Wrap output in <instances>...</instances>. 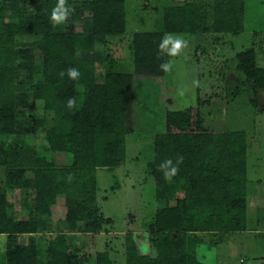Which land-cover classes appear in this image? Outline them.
Returning <instances> with one entry per match:
<instances>
[{
	"label": "trees",
	"instance_id": "obj_1",
	"mask_svg": "<svg viewBox=\"0 0 264 264\" xmlns=\"http://www.w3.org/2000/svg\"><path fill=\"white\" fill-rule=\"evenodd\" d=\"M56 3L0 0V235L5 236L1 264H84V255L67 246L66 235H93L111 223L97 204L95 171L110 170L124 161L125 136L133 133L134 76H163L160 65L169 56L158 46L165 34L239 35L245 6L244 0H211L208 16L195 0L164 7L159 30L130 36L131 73L107 65L98 80L93 61L82 55L92 52L100 39L124 35V0L82 2L75 15L87 11L89 17L80 33L52 27L49 17ZM18 37L34 38L29 46L40 55L36 97L52 120L40 146L24 139L35 129L16 109L15 84L27 67L29 52L17 46ZM234 61L253 93L264 90V68L256 66L253 47L235 53ZM73 67L80 72L77 80L67 76ZM73 97L76 107L69 109L67 101ZM163 122V131L151 142L154 196L158 201L177 191L182 196L173 205L158 207L147 224L153 256L140 255L132 235L125 234L123 263L205 264L196 252L203 243L198 235H213V244L246 231L247 138L242 131H210L193 106L166 109ZM57 154L68 155L69 164H57L53 158ZM179 157L183 161L178 172L165 179L159 166L169 159L176 165ZM15 190L22 195L19 215L27 214L26 219H16L10 211L7 192ZM59 200L63 230L45 240L40 259L36 235L47 229L46 219ZM19 236L26 237V244H16ZM92 264L111 262L106 252H96Z\"/></svg>",
	"mask_w": 264,
	"mask_h": 264
},
{
	"label": "rangeland",
	"instance_id": "obj_2",
	"mask_svg": "<svg viewBox=\"0 0 264 264\" xmlns=\"http://www.w3.org/2000/svg\"><path fill=\"white\" fill-rule=\"evenodd\" d=\"M84 1L67 0V4L79 11ZM195 1L204 7L208 16L211 0ZM181 2L182 0H124V35L100 39L92 52L82 55V58L93 61L96 78L101 79L107 65L114 71L131 73V34L159 30L162 9ZM244 4L242 32L239 35L172 34L182 37L187 44L179 56H169L167 62H173L171 71L165 72L161 77L134 76L133 133L125 136L124 161L110 170L95 171L97 204L102 216L109 218L111 223H105L103 230L93 235H66L67 246L71 252L84 255V264H92L96 252H106L111 264H124L125 234L132 235L140 255L153 256L147 224L158 207L173 205L174 199L182 196V192L177 191L166 201H158L149 176L152 138L163 131L166 109L193 106L199 111L203 125L210 131L244 132L248 144V179L252 186L264 188V90L253 93L243 76L236 71L234 61L235 53L253 47L256 66L264 68V0H244ZM75 11L65 24L52 27L57 31L71 30L80 33L89 13L82 11L80 16H76ZM205 23L208 24V21ZM34 40L32 37L16 39L19 48L29 50L25 61L27 67L20 71L15 84L16 109L21 118H27L28 122L30 119V124L35 129L34 134L23 138L28 143L40 146L43 134L52 126V120L51 115L43 111L42 102L36 97L37 62L40 55L29 46ZM194 81L198 83L194 85ZM252 101L255 106H252ZM2 140L0 137V142ZM53 158L61 166H67L70 162L68 155L57 154ZM2 180L3 169L0 167V185ZM252 189L247 188L249 199L253 196ZM21 196L16 190L7 192L8 201L13 205L10 211L16 215V219H26L27 216L19 215L18 200ZM262 197L259 203H254L256 210L253 208L249 211L251 217H264V193ZM61 201L51 207L50 216L45 218L48 220L47 229L39 230L36 235L40 259L44 256L45 240L63 230L64 211ZM261 221L263 224L257 229L261 234L235 233L226 235L213 244V235H198L203 239V243L196 249L199 260L205 264H264V259L261 260L264 256V220ZM248 222L251 223V218ZM248 228L254 230L251 224H248ZM4 239L5 236L0 235V264ZM16 244H26V237H17Z\"/></svg>",
	"mask_w": 264,
	"mask_h": 264
},
{
	"label": "clouds",
	"instance_id": "obj_3",
	"mask_svg": "<svg viewBox=\"0 0 264 264\" xmlns=\"http://www.w3.org/2000/svg\"><path fill=\"white\" fill-rule=\"evenodd\" d=\"M75 11L74 8L70 7L67 4V0H57L56 5L53 7L51 11V15L49 17L50 23L53 27H57L59 25L65 24L69 18V16ZM187 41L180 36H173L172 34H165L162 37L161 43L159 44V50L162 54H167L170 57L179 56L182 50L186 47ZM161 69L164 72H170L173 67V62L168 61L162 63L160 65ZM65 72L62 71L60 76L63 77ZM67 76L71 80L79 79L80 72L76 68H69L67 69ZM194 85L198 82L194 81ZM67 107L69 109L76 107V100L75 98H69L67 101ZM183 157H179L176 161V165H173L171 159L166 160L163 164L159 166L160 170H163L164 178L170 179L172 176L176 175L178 172V165L182 163ZM71 180V176L68 178Z\"/></svg>",
	"mask_w": 264,
	"mask_h": 264
},
{
	"label": "crops",
	"instance_id": "obj_4",
	"mask_svg": "<svg viewBox=\"0 0 264 264\" xmlns=\"http://www.w3.org/2000/svg\"><path fill=\"white\" fill-rule=\"evenodd\" d=\"M247 157H248V155H247ZM251 183L252 182L249 181L248 174H247L246 197H245L246 231L243 232L242 234H256V233L261 234V232L259 233V231L257 229H259V225L263 224V222L261 220H264V219H262L264 217L263 216L262 217H251V213L249 214V211L252 210L253 208H254V210H256L257 207L255 206V204L259 203L261 198H263L262 193H264V188L262 189L261 186L254 187L251 185ZM248 187H250L251 189L253 188L252 189L253 196L250 199H249L248 193H247ZM249 218H251V223L248 222ZM248 224H251V226H253V229H254L253 231L249 230ZM239 234H241V233H239ZM252 238H255V236ZM254 241H257V240L254 239ZM263 257L264 256H262L261 260L264 259Z\"/></svg>",
	"mask_w": 264,
	"mask_h": 264
}]
</instances>
